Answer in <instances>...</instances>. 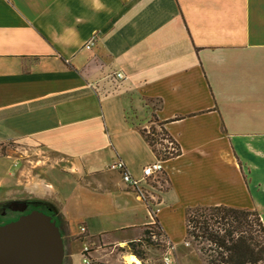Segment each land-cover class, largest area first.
<instances>
[{
  "label": "crops",
  "instance_id": "0c3cea01",
  "mask_svg": "<svg viewBox=\"0 0 264 264\" xmlns=\"http://www.w3.org/2000/svg\"><path fill=\"white\" fill-rule=\"evenodd\" d=\"M158 126L181 151L142 182L153 214L109 166L142 178L158 159L142 130ZM7 193L57 207L93 263L112 264L106 239L157 224L172 260L205 264L187 234L197 206L254 209L264 223V0H0ZM125 257L115 263L137 264Z\"/></svg>",
  "mask_w": 264,
  "mask_h": 264
},
{
  "label": "trees",
  "instance_id": "16d2710c",
  "mask_svg": "<svg viewBox=\"0 0 264 264\" xmlns=\"http://www.w3.org/2000/svg\"><path fill=\"white\" fill-rule=\"evenodd\" d=\"M162 131L164 135L167 134L163 128ZM142 132L154 147L158 159L163 161L180 154L181 150L176 142L171 145H163V149L158 150L156 148L158 134L153 130L151 131L153 136L152 133L149 134L145 130ZM41 202L47 204L54 214L59 215L57 207L53 204L46 201ZM155 225L157 226V224ZM186 225L188 238L192 237L199 243L205 241L209 243L207 248L200 247L206 264H258L264 262V223L257 210L227 205L197 206L188 209ZM157 227L160 230V236H163L164 231L159 225ZM68 239L71 243L82 246L84 236L83 234L70 235ZM137 254L140 257V254ZM79 255L83 257V248L79 250ZM90 259V264H102L98 261L93 263L92 256Z\"/></svg>",
  "mask_w": 264,
  "mask_h": 264
},
{
  "label": "water",
  "instance_id": "95a60500",
  "mask_svg": "<svg viewBox=\"0 0 264 264\" xmlns=\"http://www.w3.org/2000/svg\"><path fill=\"white\" fill-rule=\"evenodd\" d=\"M14 204L27 208L24 201ZM64 257V238L50 214L33 209L0 225V264H64Z\"/></svg>",
  "mask_w": 264,
  "mask_h": 264
},
{
  "label": "rangeland",
  "instance_id": "374dc122",
  "mask_svg": "<svg viewBox=\"0 0 264 264\" xmlns=\"http://www.w3.org/2000/svg\"><path fill=\"white\" fill-rule=\"evenodd\" d=\"M158 143H156V148L158 150L163 149V145H170L169 138L164 135V132L162 129L158 126ZM163 175V173H162ZM164 182V181H163ZM15 193H7L6 195L3 196V198H0V202H6L9 200H27V199H35L32 195L25 194V193H18L17 195ZM41 200V199H40ZM41 209H44L45 211H49V207L46 205L41 206ZM34 206H29V210L33 209ZM57 219V224L59 225L62 234H66V227L63 223L62 218L57 215L55 217ZM158 227L153 224L149 226H144L143 228L128 231L127 233L124 234L125 237H127L126 242H117L116 244L112 243V239H106L105 244L101 243V247L98 251V253H106L110 252L111 255L110 257H105V259H108L110 263H115L119 262V258L121 257L122 260L123 257H125L129 263H131V258H135L138 260V262H132V263H137V264H183L182 259H176L172 260L170 263H168L165 260L166 252L168 249V244L164 240L163 236H160L159 234L160 230ZM70 240L68 237L64 238V243H65V257H64V264H72L71 262V257L70 253L72 250L75 248L81 250L82 246L78 244H74L73 249H71L70 245ZM189 247L191 248V251H193V256L195 257V260L197 261H204L206 264L204 255L202 254L200 247L205 246L206 248L209 247V243L207 241L203 243H199L196 239L189 237ZM100 245V244H99ZM95 247H92L91 250H93ZM78 250V251H79ZM210 253V251H207ZM140 254V257L138 254ZM214 255L213 253H211ZM211 256V255H210ZM77 259V256L75 257ZM83 260V259H82ZM85 264V263H84ZM108 264V263H107ZM115 264H123L122 262L120 263H115ZM185 264V263H184ZM249 264H254V263H249ZM258 264H264V262H260Z\"/></svg>",
  "mask_w": 264,
  "mask_h": 264
},
{
  "label": "built area",
  "instance_id": "2783aa9c",
  "mask_svg": "<svg viewBox=\"0 0 264 264\" xmlns=\"http://www.w3.org/2000/svg\"><path fill=\"white\" fill-rule=\"evenodd\" d=\"M96 36H92L87 42H86V47H91L94 40H95ZM114 77L116 79L122 80L125 78V75L123 72L119 71L116 72V74L114 75ZM172 143H170L171 145ZM110 168L113 169H118L120 170V172L123 175V179L126 183V185L129 188H132L133 190L136 191L137 195L140 196L141 198H143L144 200L146 199L148 201L149 206L151 207L152 213L156 214L157 209L152 208L153 204L151 201H149L148 198V194L146 189L144 188V186L142 185V182L147 181L149 179H157V176H160V174L162 173V169H163V165H162V160L161 159H157L156 161L147 164L146 166L143 167V176L142 178H135L133 176H131L129 174V172L126 170L125 164L123 161H118V162H114L112 164H110L109 166ZM155 181V180H153ZM90 251V247L88 245H84L83 246V252L84 255L82 257L83 262L85 264H90L91 263V255L89 253ZM165 260L170 263L172 261V258L170 257V255L166 252V256L164 257Z\"/></svg>",
  "mask_w": 264,
  "mask_h": 264
},
{
  "label": "flooded vegetation",
  "instance_id": "af4514ba",
  "mask_svg": "<svg viewBox=\"0 0 264 264\" xmlns=\"http://www.w3.org/2000/svg\"><path fill=\"white\" fill-rule=\"evenodd\" d=\"M19 200H9L6 202H0V225H3L5 223H9L12 221L17 220L21 215L26 214L30 212L33 209H39L42 210L52 216V218L57 222L56 214L53 213V211L49 207V211H45L44 209H41L43 205L48 206L45 203H42L40 199H27L22 200L27 203V208L24 211H21L20 209L24 208L23 205H15L14 202ZM29 206H34L33 209L29 210Z\"/></svg>",
  "mask_w": 264,
  "mask_h": 264
},
{
  "label": "bare ground",
  "instance_id": "6f19581e",
  "mask_svg": "<svg viewBox=\"0 0 264 264\" xmlns=\"http://www.w3.org/2000/svg\"><path fill=\"white\" fill-rule=\"evenodd\" d=\"M131 262L132 261H135V262H138V260L137 259H135V258H131V260H130Z\"/></svg>",
  "mask_w": 264,
  "mask_h": 264
}]
</instances>
